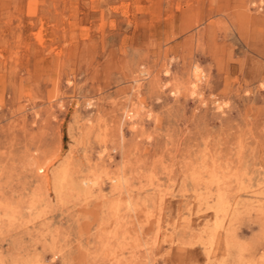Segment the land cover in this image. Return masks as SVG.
I'll list each match as a JSON object with an SVG mask.
<instances>
[{
	"label": "rangeland",
	"instance_id": "1",
	"mask_svg": "<svg viewBox=\"0 0 264 264\" xmlns=\"http://www.w3.org/2000/svg\"><path fill=\"white\" fill-rule=\"evenodd\" d=\"M0 264H264V0H0Z\"/></svg>",
	"mask_w": 264,
	"mask_h": 264
},
{
	"label": "bare ground",
	"instance_id": "2",
	"mask_svg": "<svg viewBox=\"0 0 264 264\" xmlns=\"http://www.w3.org/2000/svg\"><path fill=\"white\" fill-rule=\"evenodd\" d=\"M59 181H60V179H59ZM59 181H58V182H59ZM62 181H63V180H62ZM223 210H224V209H223Z\"/></svg>",
	"mask_w": 264,
	"mask_h": 264
}]
</instances>
